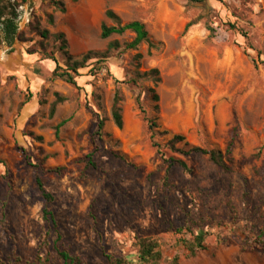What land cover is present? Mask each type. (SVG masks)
Returning <instances> with one entry per match:
<instances>
[{"label": "rangeland", "instance_id": "obj_1", "mask_svg": "<svg viewBox=\"0 0 264 264\" xmlns=\"http://www.w3.org/2000/svg\"><path fill=\"white\" fill-rule=\"evenodd\" d=\"M55 1L63 12L49 0L1 3L16 4L20 39L11 48L0 43V264L46 251L49 264H62L44 208L82 264H111L105 256L138 264V237L158 242L157 264H264V245L252 246L264 239V0ZM142 20L154 49L144 42L124 49L129 31L100 37L101 24ZM113 41L120 48L108 49ZM87 52L95 57L78 69L75 85L51 75V59L64 69L65 54L76 60ZM152 68L156 85L138 77ZM115 91L121 129L110 115ZM147 120L157 126L158 147ZM174 135L221 152L231 142L229 171L206 155L173 152ZM169 159L189 171L174 163L166 173ZM36 175L53 197L48 204ZM197 233L204 249L190 253Z\"/></svg>", "mask_w": 264, "mask_h": 264}, {"label": "trees", "instance_id": "obj_2", "mask_svg": "<svg viewBox=\"0 0 264 264\" xmlns=\"http://www.w3.org/2000/svg\"><path fill=\"white\" fill-rule=\"evenodd\" d=\"M25 0H21V2H24ZM71 2H76V0H70ZM190 2H198L200 0H189ZM49 2L55 6H58L61 11H64L63 3L60 1L55 0H49ZM2 0H0V43H4L7 47H10L15 40L20 39V33L18 32V25H17V11H16V4H12L10 6L1 4ZM105 17L118 21V17L109 9H106L104 11ZM189 27V24H186L184 26L183 32L187 30ZM126 31L131 32L134 37L133 39L123 44V48L126 50H135L139 44L142 42L146 43L147 49H154L156 46H154L149 38H148V32L145 29L144 24H142L139 21H131L123 25H115V26H105L104 24L100 25V37L102 39L108 38L112 34L120 35ZM41 37H46L48 34L46 31L40 32ZM56 38L59 39L62 43L61 47L65 48V41L63 40L62 34H57ZM108 49H118L120 48L119 44L115 41L108 43ZM95 54L92 52H87L83 56H81L80 59H72L69 55L65 54V68L62 69L58 66V63L51 58L55 67L51 71V75L53 77L59 78L62 81L70 84L75 85V77L78 76V69H81L84 67L85 63L89 61L90 59L94 58ZM138 77H151L154 85H156L160 79L158 78V70L155 68L150 69L148 72H145L141 75L138 74ZM150 92L152 93L151 99L155 103L153 106L154 112H158V105L156 102H158V95L154 92V89H150ZM28 101V100H27ZM23 102L21 106H24L26 102ZM119 95L118 91H115L112 98L111 103V109H110V115L112 122L114 126L118 129H121L122 127V119L120 116V108L118 106L119 103ZM135 102L137 105H139V99L136 97ZM54 109V105L51 106L50 112L52 113ZM141 113H144L143 110H140ZM65 121H61L56 125V133L61 127ZM148 123V132H149V138L151 140L153 147H158L157 142L154 140L155 136L158 134L156 131V124L154 121L147 120ZM103 124L102 121H98L97 129L98 131L101 130ZM165 133V132H163ZM183 143V148H176L175 145ZM168 146L173 152H178L179 154L183 156H188L191 154H202L206 155L208 160L214 164L215 166L221 168L224 171H229V155L232 151V143L229 142L224 150V152H221L218 149H204L197 146H191L184 142V138L181 135H174L172 138L168 141ZM156 153H158V150H156ZM87 165L88 166H95L94 163L91 161V154L87 155ZM176 163L181 169L184 171H189V168L187 167L186 163L181 159H169V164L166 167V173L168 172V169ZM35 182L37 189L40 193V196L44 200L46 204L50 203L53 200V197L50 193H48L42 183V179L36 175L35 176ZM42 219L50 224L51 229L53 230L55 234V239L52 242V248L54 251V257L59 259L62 264H82V261L72 254H70L60 243L61 236L57 231V224L54 219V216L50 211H48L46 208L42 210ZM48 237V232L45 234V241H43V246H47L46 239ZM203 241V234L197 233L194 236V239L191 243H187L188 248L190 250V253H193L195 249H204L202 245ZM262 245H264V239L261 238V236H257V238L253 241L252 246L255 248H260ZM135 246H136V258L138 264H157L162 259V253L159 247L158 242L151 238V237H138L135 238ZM107 259L111 260V264H127V261L123 257H117L114 259H111L109 256H105ZM51 258H53L52 254L50 252L46 251L44 255H38L36 254L33 259H27L23 262V264H49ZM175 259H173V264L175 263ZM14 264H20L22 261L20 258L15 257L14 258Z\"/></svg>", "mask_w": 264, "mask_h": 264}, {"label": "crops", "instance_id": "obj_3", "mask_svg": "<svg viewBox=\"0 0 264 264\" xmlns=\"http://www.w3.org/2000/svg\"><path fill=\"white\" fill-rule=\"evenodd\" d=\"M116 15H118L119 16V12H117V14ZM139 22H141L142 24H146V22H147V20H142V21H139ZM18 23H19V18L17 17V25H18ZM18 30H19V28H18ZM1 44H3L4 45V43H1ZM14 44V43H13ZM12 44V45H13ZM12 45L9 47V48H11L12 47ZM4 46H6V45H4ZM7 47V46H6ZM4 59H5V61H7V62H13V60H16L14 57H11V56H9V55H7V56H5L4 57ZM3 59V60H4ZM31 62L32 61V59L30 58V60H28V62ZM29 65H32V63H30Z\"/></svg>", "mask_w": 264, "mask_h": 264}]
</instances>
